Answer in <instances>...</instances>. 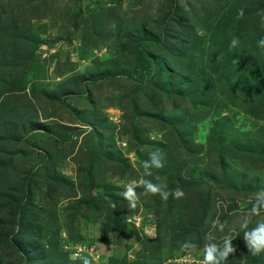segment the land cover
Masks as SVG:
<instances>
[{"label": "rangeland", "instance_id": "1", "mask_svg": "<svg viewBox=\"0 0 264 264\" xmlns=\"http://www.w3.org/2000/svg\"><path fill=\"white\" fill-rule=\"evenodd\" d=\"M262 39L264 0H0V264H264Z\"/></svg>", "mask_w": 264, "mask_h": 264}, {"label": "clouds", "instance_id": "2", "mask_svg": "<svg viewBox=\"0 0 264 264\" xmlns=\"http://www.w3.org/2000/svg\"><path fill=\"white\" fill-rule=\"evenodd\" d=\"M240 16L243 15V11L241 10L239 13ZM259 46L264 49V39L260 40ZM239 44L238 38H233L231 41L230 47H236ZM153 139L162 140V136H153ZM151 160L144 161L143 166L147 169L162 168L164 166V156L163 154L157 150L149 154ZM147 175H151V172L148 171ZM125 191L122 193L125 199H127L130 208H135L137 206V202L139 201V196L135 191L136 187H143L144 194L151 193L153 195L159 194L162 199H167L169 195H173L175 198H181L184 196V192L177 188L174 192L169 193L165 191L166 185L153 183L148 179H139L138 181H130L125 184ZM261 208H264V204L253 205L249 214L244 218L241 223L242 228H247L248 223L250 222L251 216H259ZM221 230L223 229V225L220 226ZM223 245L217 243H206L203 248V262L202 264H219V261H226L231 254L236 252V248L233 247L231 241L233 240L232 236L225 235L223 238ZM244 240L247 246V249L252 253V255H258L262 251H264V221L258 222L256 227L251 229L250 231H246L244 235ZM193 251L196 249V245H190ZM76 258L82 261V264H92V260L83 256L80 253L76 254Z\"/></svg>", "mask_w": 264, "mask_h": 264}, {"label": "trees", "instance_id": "3", "mask_svg": "<svg viewBox=\"0 0 264 264\" xmlns=\"http://www.w3.org/2000/svg\"><path fill=\"white\" fill-rule=\"evenodd\" d=\"M118 1H122V2H123V1H125V0H118ZM166 33H168V31H166ZM166 38H167V37H165V41H166ZM28 236H29V235H28Z\"/></svg>", "mask_w": 264, "mask_h": 264}]
</instances>
